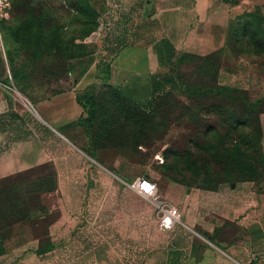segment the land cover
Wrapping results in <instances>:
<instances>
[{"label":"rangeland","instance_id":"obj_1","mask_svg":"<svg viewBox=\"0 0 264 264\" xmlns=\"http://www.w3.org/2000/svg\"><path fill=\"white\" fill-rule=\"evenodd\" d=\"M246 1L223 48L203 55L154 37L150 0H0V87L10 59L19 105L75 90L90 114L64 145L79 156L75 228L41 239L47 264H154L163 205L180 227L189 191L246 182L264 264V0ZM141 177L159 201L135 191ZM56 182L51 165L0 182L2 215L49 213L48 226L61 217L44 193ZM13 226L0 223V255Z\"/></svg>","mask_w":264,"mask_h":264},{"label":"crops","instance_id":"obj_2","mask_svg":"<svg viewBox=\"0 0 264 264\" xmlns=\"http://www.w3.org/2000/svg\"><path fill=\"white\" fill-rule=\"evenodd\" d=\"M150 3L154 10V37L179 51L203 55L222 49L232 21L254 9L246 0L234 3L150 0ZM3 86L0 87V182L16 174L54 166L56 190L45 194H58L56 205L61 217L47 226L49 213H44L33 222L14 225L16 233L6 239L0 264H47L48 251L42 250L41 239L63 236L75 228L76 219L71 221L77 211L74 206L81 200L67 190L75 188L70 176L74 172L72 164L79 163V156L64 145L75 147L70 140L86 113L75 90L34 103L29 101L28 106H23L18 104L12 88ZM252 189L250 182H246L223 184L216 190L189 191L184 200L183 224L160 231L166 240L155 248L154 264H253L259 251L254 234L257 229L262 236L263 228L255 226Z\"/></svg>","mask_w":264,"mask_h":264},{"label":"built area","instance_id":"obj_3","mask_svg":"<svg viewBox=\"0 0 264 264\" xmlns=\"http://www.w3.org/2000/svg\"><path fill=\"white\" fill-rule=\"evenodd\" d=\"M135 191L141 196L147 198H154L159 201L157 184L148 177L138 178L132 186ZM162 217L160 219V227L164 230H173L175 226L181 222L180 214L175 207L165 206L161 207Z\"/></svg>","mask_w":264,"mask_h":264},{"label":"trees","instance_id":"obj_4","mask_svg":"<svg viewBox=\"0 0 264 264\" xmlns=\"http://www.w3.org/2000/svg\"><path fill=\"white\" fill-rule=\"evenodd\" d=\"M233 3H234V1H233ZM239 18V17H238ZM237 18V19H238ZM9 62H10V72H11V80H13V82L11 81V80H9V78L7 79L6 78V80H5V82H3L5 85H7V86H10V87H12V86H14V87H16L17 89L19 88V81H18V76H19V74H18V71L14 68V66L12 65V63H11V61H10V59H9ZM78 101H79V103H80V105L85 109V113H86V116L84 117V118H82L80 121H79V124H84V123H86V121H87V112H88V108H86L82 103H81V101H80V99H79V96H78ZM88 115H90L89 114V112H88ZM87 117V118H86ZM218 189V188H217ZM56 190V185H52L51 187H50V189L48 190V191H44V193H46V192H53V191H55ZM213 190H216V189H213ZM7 204H5V206H6ZM2 208H4V207H2ZM2 208H1V206H0V223L1 222H3L4 224H6L8 227H12V225L14 224H16V223H20V222H22V221H24L23 219H18V220H16V222H14V223H11L8 219L9 218H5L3 215H2V212H1V210H2Z\"/></svg>","mask_w":264,"mask_h":264}]
</instances>
